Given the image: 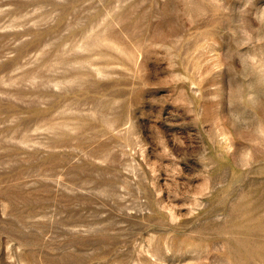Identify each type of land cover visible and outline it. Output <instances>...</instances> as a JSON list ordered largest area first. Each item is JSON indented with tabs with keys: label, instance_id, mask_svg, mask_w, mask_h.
Here are the masks:
<instances>
[{
	"label": "rangeland",
	"instance_id": "374dc122",
	"mask_svg": "<svg viewBox=\"0 0 264 264\" xmlns=\"http://www.w3.org/2000/svg\"><path fill=\"white\" fill-rule=\"evenodd\" d=\"M0 264H264V0H0Z\"/></svg>",
	"mask_w": 264,
	"mask_h": 264
}]
</instances>
